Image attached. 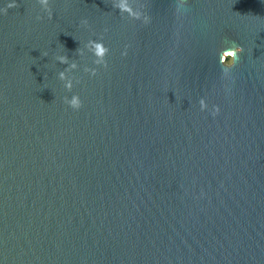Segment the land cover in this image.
Masks as SVG:
<instances>
[{
    "label": "water",
    "instance_id": "95a60500",
    "mask_svg": "<svg viewBox=\"0 0 264 264\" xmlns=\"http://www.w3.org/2000/svg\"><path fill=\"white\" fill-rule=\"evenodd\" d=\"M0 264H264V0H0Z\"/></svg>",
    "mask_w": 264,
    "mask_h": 264
},
{
    "label": "clouds",
    "instance_id": "9594fccd",
    "mask_svg": "<svg viewBox=\"0 0 264 264\" xmlns=\"http://www.w3.org/2000/svg\"><path fill=\"white\" fill-rule=\"evenodd\" d=\"M44 2L46 3L47 2V0H44ZM8 8H11V7H17V5L15 4V3H10L8 6H7ZM7 11V8L5 9V12ZM237 50L239 51V52H243V47L242 46H240V45H237ZM61 59L63 60V59H65L64 57H61ZM231 63V62H230ZM73 103L74 104H76L78 107H79V104L77 103V101L74 99L73 100Z\"/></svg>",
    "mask_w": 264,
    "mask_h": 264
},
{
    "label": "rangeland",
    "instance_id": "374dc122",
    "mask_svg": "<svg viewBox=\"0 0 264 264\" xmlns=\"http://www.w3.org/2000/svg\"><path fill=\"white\" fill-rule=\"evenodd\" d=\"M225 62H227V63L231 62V58H230V57H227V58L225 59Z\"/></svg>",
    "mask_w": 264,
    "mask_h": 264
}]
</instances>
